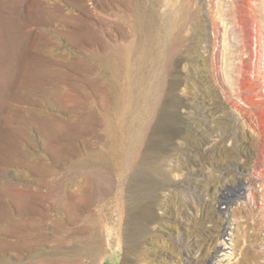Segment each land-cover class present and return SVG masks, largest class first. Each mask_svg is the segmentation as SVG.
I'll return each mask as SVG.
<instances>
[{
	"label": "rangeland",
	"instance_id": "1",
	"mask_svg": "<svg viewBox=\"0 0 264 264\" xmlns=\"http://www.w3.org/2000/svg\"><path fill=\"white\" fill-rule=\"evenodd\" d=\"M133 1L0 0V204L14 208L10 187L26 189L46 225L35 249L54 250V236L77 249L88 245L92 260L83 264H206L210 250L224 244L211 238L223 222L231 224L225 247L233 258L219 264H264V0ZM139 15L152 17L154 31L158 20L171 29L178 51L163 84L154 78L165 62L141 61L135 52ZM106 41L129 49L140 91L164 86L152 118L135 108L138 126L150 118L149 131L136 158H127L130 168L117 173L103 160L112 139L99 96ZM47 171L71 193H92L91 201L84 194L80 205L70 198V208L56 210L51 197L39 195L50 188L39 174ZM222 192L240 199L208 222ZM87 202L91 210L76 214L74 205ZM61 219L75 236L55 228ZM81 222L89 239L77 232ZM19 254L0 253V260L32 259L25 254L21 262Z\"/></svg>",
	"mask_w": 264,
	"mask_h": 264
},
{
	"label": "bare ground",
	"instance_id": "2",
	"mask_svg": "<svg viewBox=\"0 0 264 264\" xmlns=\"http://www.w3.org/2000/svg\"><path fill=\"white\" fill-rule=\"evenodd\" d=\"M134 1L132 3H134ZM138 2H139V0H138ZM134 7L135 8H133V10L135 9V13H137L139 11V6L134 5ZM144 7L143 8L140 7V8H142L143 11H146V10H144ZM131 8H132V6H131ZM149 9L147 11H150L153 8H151L150 10ZM136 10H137V12H136ZM142 12H141V14H142ZM138 14H139V12H138ZM151 14H153V13H151ZM147 16H148V14H147ZM158 18L161 19L162 17H158ZM151 19H152V17L148 20V19H146V16H143V15L140 16L138 19L136 18V21L138 24V28L136 30H139V31L137 32V43H136V47H135V52L137 54H141L139 57L141 59V61H145L147 59H150V57H151V58H154L155 60H157L161 63H162V61L165 62V64L163 66H161L162 69L157 68L158 71L156 70L157 72H156L155 78H154V79H157L158 81H160V83H162L166 69L169 66V63L171 64L172 58L174 57V55L176 54V52L178 50L176 49V46H171V43H170L171 39L169 38V36L172 35V34H170L171 29L169 31V27H166V25L164 24L165 20L162 18L164 21L162 22V20H161V22H160L157 19L158 20L157 25H159V26H158V30L154 31L155 28L153 29V26H152V23H154V22L152 21V23H151L150 22ZM115 42H117V41H115ZM111 43L109 44L106 41V43H104L102 46L101 63H102L104 75H103V79H102V87H101V90L99 92V96H100L101 109L103 111L102 121L105 124L104 128L106 130V136H110V138H112L110 141L111 147L109 149V146L107 145L109 151L106 154H104V156H103L104 159L103 158L102 159L106 160L105 162H107V164L109 163V165L111 167L110 171L112 169H114V170H116V173H117V171L119 172L121 170L126 169V167H128V164L126 163L127 158H129L131 156L134 158V155L138 152L137 150H139V148L144 143V136L149 131L150 118H152V115H154V113L157 112V110L159 109V105H160L161 98H162V93L164 91L163 90L164 86H162V84H163L162 83L160 86L158 85L159 87L157 86L158 87L157 88V87H155V85H152L153 84L152 83L153 81H152V82H150L152 84H148V86H146V88H145L146 90L142 89L140 91L138 89L139 87L137 88L134 85L135 83L132 82L133 81L132 76H134L133 74H135V73H133L134 71H133L132 67L130 66L132 63L131 64L129 63L130 60L127 57V55L130 56L127 53L129 51V49L127 48V49L121 50L120 49L121 46H118V44L111 45ZM146 46H149V47L151 46L152 48L157 50L156 51L157 53H154L153 50L151 51V49L146 48ZM132 48H134V47H132ZM130 49H131V46H130ZM129 53L131 54V52H129ZM132 55H133V53H132ZM138 61H139V59H138ZM136 66L137 65H135V67ZM137 72H138V68H137ZM153 72H155V71H153ZM140 75L141 74H139V76ZM152 76L154 77V74H152ZM144 78H145V76H144ZM135 79H136V77H135ZM135 79H134V81H135ZM137 80H138V77H137ZM141 80H142V78H141ZM156 83H158V82H156ZM140 86H142V84ZM136 107L140 108V110L138 108L137 109L140 111L141 114L142 113L143 114H145V113L151 114V117L149 118V120L148 119L142 120L143 123L140 126L137 125V121H138L137 116L135 117L133 115ZM149 114H148V116H149ZM111 115L113 116V118L111 117ZM100 126H102V125H100ZM106 139H108V137ZM94 150H96V149H94ZM101 150H102V148H101ZM98 151H100V150H98ZM96 152H97V150H96ZM93 153H94V151H93ZM100 153H101V151H100ZM87 155L89 156V153L86 154V158H87ZM136 155H135V158H136ZM140 155H138V156H140ZM97 156H98V154H97ZM89 158H91V157H89ZM98 158H100V157H98ZM136 160H138V159H136ZM92 162H93V160H92ZM81 163H83V162L81 161ZM93 165H94V163H93ZM104 165H106V164H103V166ZM99 166H101V164ZM75 168H76V165H75ZM84 168H86V167H84ZM128 168H130V165ZM106 171H108V170H106ZM129 172H130V170H129ZM94 173H95V171H94ZM99 173H100V171H99ZM39 174L42 176V179H43L42 182H45L47 184V186L50 187V188H48L49 190L45 194L40 192L39 195L43 196V197L44 196L45 197H51L53 199L54 207L56 210H58L57 207H59V205H62V208L63 207H65L66 209L70 208V203L68 201L70 198L74 199L73 201L77 202V204L82 203V198H83L84 194L88 198L89 202L91 201L90 195L92 193L90 195H88L90 192L89 193L88 192L71 193L68 190L67 185L64 182H61L60 180H57L55 178L56 174L54 173V171L40 172ZM89 174H90V172H89ZM110 174H112V173H110ZM69 175H71V174H69ZM74 175L82 176V174L78 171ZM49 176H53L52 179H50V181H48V179L46 180L44 178V177H49ZM65 176H64V178H65ZM119 176L121 177V175H119ZM92 177H93V175H92ZM94 177H96V174L94 175ZM98 177H100V176H98ZM84 178H85V182L88 183L90 177L88 178V176H86ZM117 178H118V176H117ZM69 179H71V178H69ZM118 179H120V178H118ZM128 179H130V178H128ZM74 180H76V179L74 178ZM69 181H71V180H68V182ZM76 181H78V180H76ZM123 182L126 183L125 181H123ZM78 183H80V182H78ZM75 184H76V182L74 183V186H75ZM86 185H85L84 190L88 189L87 191H90L89 188L86 189ZM119 185L121 186L122 184H119ZM78 186H76V187L78 188ZM25 187L27 188L28 186H25ZM87 187H89V186H87ZM69 188H71V187H69ZM10 189H11L10 192L13 190V194L11 195V197L13 199L12 201H14V204H15L14 208H12L11 205H9V204H5V203L0 204V231L3 232L6 236L5 238L0 237V253H2L4 255V253H6V252H9V251L15 252L18 250L20 252V254L18 255V258L20 260H21V258L24 259L23 256L25 254L26 255L32 254L31 256H29V258L30 259L32 258L31 260H33V261L34 260L37 261L35 264H83L84 258H89L92 260V255L88 252L89 251L88 245L83 246L81 244L82 243L81 242L80 244L83 247H81L80 249H77L76 246H73L72 243H70L71 241L69 242L67 240H63L62 238H60L58 236H54V238H53L56 240V243H57V247L54 250H52V251L49 250L48 252H47V250L43 251V249L42 250H40V249L36 250L35 249V243L36 242L34 239L37 238L39 235H41V230L46 225L43 226L42 223L35 217V213L38 211V209L35 208L34 206H32V204L30 205L29 201H28L29 203L27 202V197H30V195L28 196V193H27L28 191L26 189L21 190V188H18L17 185H13V187H10ZM72 191H74V190H72ZM237 196H238V194L229 195L226 192H222L220 194V196L217 198L218 199L217 200V203H218L217 208H213L212 212L209 215L206 214L205 219L208 222H212L215 219V217L223 216L224 213L228 212V210L232 206V203L235 200L232 197H237ZM239 197L240 196H238V198ZM89 202H87L88 205L85 207H80L77 204H75L74 208H75L76 214H79L80 212L82 214L83 212L87 211L89 209V205H90ZM59 209H60V207H59ZM66 209H65V211H66ZM136 209H137V207H136ZM89 210H91V209H89ZM127 210H129V209H127ZM62 211H63V209H62ZM67 212H69V211H67ZM72 214H74V213H72ZM72 214H70V215H72ZM17 216H20V217H17ZM73 216L74 215H72V217ZM136 216H139V215H136ZM142 217H145V216H142ZM72 219H74V218H72ZM81 219H83V218H81ZM84 220H86V219L84 218ZM63 221H62V219L59 221L57 220L53 225L55 226L56 229L62 230L63 232L65 231V232L69 233V231H72L71 228L70 229L68 228L67 223H65ZM68 221H69V219H68ZM73 221H75V220H73ZM86 221H85V223H86ZM88 222L89 221H87V224H88ZM137 222H138V219H137ZM36 223H37V225H36ZM81 223H83V225ZM81 223L80 224L82 226L80 225V228L77 232H80V234H82V236L83 235L86 236L90 233V229L88 228L87 225L86 226L84 225V222H81ZM89 223H90V225H93V224H91V221ZM70 227H72V226H70ZM230 227H231L230 222H223V224L219 228L217 235H211V238H216V240H222V243H224V244L219 245V246L216 245L212 248V250H210V251H212L211 252L212 254H211L210 259L206 262V264H219L220 260H224V259L232 260L233 254H230V253L228 254V252H226V247H225V245H226L225 237L228 235ZM55 228H54V230H55ZM91 231H93V230H91ZM137 231H139V230H137ZM72 232L74 233V231H72ZM60 233H62V232H60ZM60 233H59V235H60ZM43 234H44V232H43ZM76 234L77 233H74V236ZM71 235H73V234H71ZM92 237H93V235L90 238H92ZM44 238L47 239L48 237L44 236ZM76 238H78V237H76ZM85 238L89 239V237H87V236ZM78 239H80V238H78ZM82 240H84V239H82ZM43 242H46V241H43ZM53 242H55V241H53ZM53 244H55V243H53ZM53 248L54 247H52L51 249H53ZM92 250L94 251V249H92ZM31 260L28 261L27 263L25 261L24 264L25 263L26 264H32ZM21 262H22V260H21ZM92 263H94V262H92ZM0 264H5V260H3V259L0 260Z\"/></svg>",
	"mask_w": 264,
	"mask_h": 264
}]
</instances>
